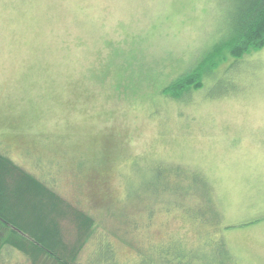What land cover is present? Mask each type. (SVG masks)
I'll return each instance as SVG.
<instances>
[{
  "label": "rangeland",
  "instance_id": "374dc122",
  "mask_svg": "<svg viewBox=\"0 0 264 264\" xmlns=\"http://www.w3.org/2000/svg\"><path fill=\"white\" fill-rule=\"evenodd\" d=\"M239 1L0 0V151L59 196H45L39 210L60 218L57 241L77 239L60 212H83L114 231L125 253L134 238L158 247L160 229L181 236L182 251L186 239L210 255L202 242L224 237L235 264H264V47L230 69L232 58L207 57L231 33ZM208 60L216 62L201 90L179 101L163 94L177 76L201 80L186 72ZM171 162L208 182L221 214L210 235L180 212L120 209L116 198L126 207L136 193L149 196L142 169L152 175ZM93 195L104 198L95 205ZM29 198L15 210L28 221L37 207ZM196 256L180 264H198ZM9 264L31 263L16 254Z\"/></svg>",
  "mask_w": 264,
  "mask_h": 264
},
{
  "label": "trees",
  "instance_id": "16d2710c",
  "mask_svg": "<svg viewBox=\"0 0 264 264\" xmlns=\"http://www.w3.org/2000/svg\"><path fill=\"white\" fill-rule=\"evenodd\" d=\"M263 47L264 0H240L233 19L231 33L207 57L210 59L214 54H218V60L224 59V57L225 59L227 57L232 58L233 62L231 61V64L227 67V69H230L241 60V57ZM215 62V60L213 62L208 60L207 65L193 67L186 72L187 76L185 75V77H188V73L194 76L199 74L201 80L196 77L199 82L195 79L190 85L187 78L185 79L180 75L165 86L163 94L169 96L170 99L179 101L186 98L190 93L201 90L205 75L209 74L211 76L213 74L211 67ZM146 170H141L139 178L141 177L143 181L147 178L153 181V185L148 189L149 196L136 193L131 202L126 201V207L123 204L124 202L120 204V199L116 198L122 212H147L148 218H152L159 212H180L181 218H186L188 222L190 219L189 223L195 226L197 235L200 236L203 234L210 235L205 233L204 230L208 232L210 227L217 229V226H220L221 214L214 203L211 189L202 173L192 171L189 167L177 163H172V166H161L159 169H155V173L152 175L146 173ZM112 173L114 172L112 171ZM104 174L103 178L107 182L106 180L110 178L111 174ZM172 178L179 180H170ZM47 184L39 179L37 175L17 165L3 151H0V264H9V260L15 257L16 254L23 255L31 264H80L78 258H80L81 252L86 247V249L93 248L89 250L91 256L84 261V264H90L94 261L91 259L99 247L103 249L102 256L99 258L100 264H120V262L125 264H157V261L159 264H180L183 259L186 260L195 254L196 257H201V262H198V264H223L224 262L232 264L233 262V252L226 247L224 237L220 238L218 243L215 244L207 236L202 244H204V248L210 249L208 253L210 255H202L200 252L195 253L193 244L185 238L183 240L185 239L187 247L182 251L184 248L177 246L179 243H176L178 240L181 241V238H179L181 236L167 231L162 237L161 232L158 231L160 229L155 230L153 233V237L157 238L160 243L158 247L149 246L146 248L143 245L144 240L136 243L134 238L133 244L127 242L134 249L133 255L125 253L121 248L123 246L115 249V245L111 240V237L116 234L114 231H107L108 228L105 226L102 229L104 232H101L100 229L99 231L98 224L96 227L93 217L83 212L80 214L77 212L80 217L78 219L69 212L68 214L67 212H60V217H70L68 221L73 226L69 228H73L77 236V239H75L76 244L69 245L72 239L67 244L65 242L60 243L57 241L58 230L61 229L58 223L60 218L57 215V217L51 216L52 212H39V210H43L41 202H45L46 199H43L45 196H50L48 198L50 201L59 197ZM107 194L109 193L106 192L104 197ZM144 194L146 195V191ZM29 197L34 199L33 201H35L37 207L36 212L30 213L31 217H28V221L27 217L24 219L23 216H28L29 213L24 215V212L21 214L15 210L20 207L17 206V203L30 202V200H27V198L30 199ZM104 197L99 199L93 195L90 201L96 205ZM149 200L150 205L147 203ZM23 207H26V204ZM56 213L58 214V212ZM55 221L56 225L53 224ZM79 228L80 231H85V228L87 230L80 232L76 230ZM135 230L134 227L131 235H135ZM127 233L129 234V230ZM166 236L169 238L165 239ZM211 243H214V245L211 246Z\"/></svg>",
  "mask_w": 264,
  "mask_h": 264
}]
</instances>
